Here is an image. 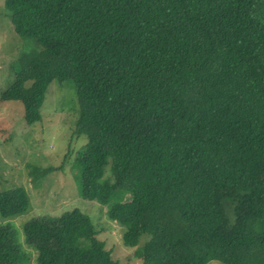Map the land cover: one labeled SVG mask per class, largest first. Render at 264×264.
<instances>
[{"label": "trees", "instance_id": "1", "mask_svg": "<svg viewBox=\"0 0 264 264\" xmlns=\"http://www.w3.org/2000/svg\"><path fill=\"white\" fill-rule=\"evenodd\" d=\"M31 40L0 100L39 120L71 79L79 191L104 202L141 264H264V0H3ZM56 166L42 167L39 173ZM0 189V264H28ZM35 264H122L77 207L21 224ZM130 264V263H124Z\"/></svg>", "mask_w": 264, "mask_h": 264}, {"label": "rangeland", "instance_id": "2", "mask_svg": "<svg viewBox=\"0 0 264 264\" xmlns=\"http://www.w3.org/2000/svg\"><path fill=\"white\" fill-rule=\"evenodd\" d=\"M2 8L0 0V90L12 82V60L31 45V40L16 34ZM77 113L76 88L71 79L48 83L39 106L40 118L31 124L23 120L20 101L0 100V189L23 186L29 204L9 220L28 253V264H35L34 252L22 243L21 224L32 217L57 216L73 207L89 218L97 231L96 238L112 259L122 264H141L138 253L149 235L141 234L134 246L125 245L121 240L123 226L106 215L113 198L100 202L80 194L75 158L86 137L73 132ZM48 165L56 167L39 173ZM207 264L222 263L211 260Z\"/></svg>", "mask_w": 264, "mask_h": 264}]
</instances>
